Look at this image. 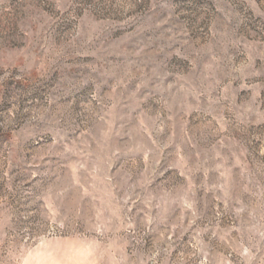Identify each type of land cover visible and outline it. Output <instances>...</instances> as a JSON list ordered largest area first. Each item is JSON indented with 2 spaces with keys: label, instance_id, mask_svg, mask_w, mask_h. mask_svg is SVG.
I'll use <instances>...</instances> for the list:
<instances>
[{
  "label": "rangeland",
  "instance_id": "1",
  "mask_svg": "<svg viewBox=\"0 0 264 264\" xmlns=\"http://www.w3.org/2000/svg\"><path fill=\"white\" fill-rule=\"evenodd\" d=\"M0 264H264V0H0Z\"/></svg>",
  "mask_w": 264,
  "mask_h": 264
}]
</instances>
